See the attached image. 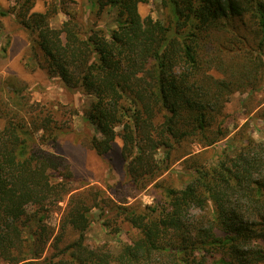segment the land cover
<instances>
[{
	"label": "trees",
	"instance_id": "obj_1",
	"mask_svg": "<svg viewBox=\"0 0 264 264\" xmlns=\"http://www.w3.org/2000/svg\"><path fill=\"white\" fill-rule=\"evenodd\" d=\"M93 2L98 17L113 12L112 26L64 10L52 27L36 0L0 16L33 35L25 68L90 97L88 147L103 155L119 137L127 183L158 192L151 204H126L78 191L65 157L47 148L70 126L5 79L0 264H264V99L259 138L247 120L229 136L225 111L234 93L246 94L243 105L264 93V0H160L163 19L141 16L145 0ZM60 201L54 228L47 219ZM94 208L109 233L127 224L134 234L118 247L88 245Z\"/></svg>",
	"mask_w": 264,
	"mask_h": 264
},
{
	"label": "rangeland",
	"instance_id": "obj_2",
	"mask_svg": "<svg viewBox=\"0 0 264 264\" xmlns=\"http://www.w3.org/2000/svg\"><path fill=\"white\" fill-rule=\"evenodd\" d=\"M57 0H36L35 9L38 11L50 10L49 23L52 27H58L66 19L64 10L76 13L83 18L97 20L100 25L112 26L114 14L112 11L105 12L98 17L90 9H95L93 0H66L62 4L63 9L57 8ZM15 4V0H0V8L7 9ZM55 6V7H54ZM141 16L150 15L154 19H163L165 10L160 5V0H145L139 4ZM33 35L22 29L13 21L11 15L0 16V84L5 79L18 80V84L23 88V94L29 96L31 101H37L49 106L55 116L66 121L70 126L69 132L60 136L54 146H48L49 150L61 154L65 157L73 171V187L78 191L85 188L102 189L105 195L115 199H124L126 204L138 202L141 204H151L155 200L157 189L149 186L144 190L137 191L127 183L124 173V162L120 157L121 139L116 137L112 143L110 151L103 155H98L92 151L87 141L95 130L91 124L84 120L83 113L89 105L90 97L79 89H66L58 77H50L43 71H30L24 67L29 54V48ZM4 48V50H3ZM1 94V92H0ZM245 93H234L230 101L225 106V111L229 114L228 126L231 136L237 126L246 120L255 138H259L257 125L261 120H255L258 101L264 99V93H256L251 102L246 101L243 105ZM3 121L0 120V126ZM223 142L217 146L220 148ZM207 155H210L207 154ZM176 167L179 169V165ZM175 173L167 176L168 181L175 180ZM75 190V191H77ZM53 211L49 213L48 223L57 228L61 212L65 206V201H60ZM94 220L85 233L86 243L90 246L108 244L118 247V241H127L134 229L127 224L121 225L118 234L110 232L109 228L103 226L101 219L97 217L98 210L94 208ZM111 231V230H110Z\"/></svg>",
	"mask_w": 264,
	"mask_h": 264
}]
</instances>
